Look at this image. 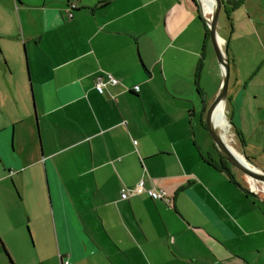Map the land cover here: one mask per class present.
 <instances>
[{"label":"crops","instance_id":"1","mask_svg":"<svg viewBox=\"0 0 264 264\" xmlns=\"http://www.w3.org/2000/svg\"><path fill=\"white\" fill-rule=\"evenodd\" d=\"M241 9L245 36L264 38L263 0ZM199 15L194 0H0V41L24 43L30 64L5 66L0 49V192L21 185L32 264H264V199L213 164L197 128L223 78ZM233 25L226 108L264 161V120L258 142L247 129L264 114V76L247 81L264 61L243 72ZM103 71L119 83L100 93ZM141 179L168 198L122 197Z\"/></svg>","mask_w":264,"mask_h":264},{"label":"rangeland","instance_id":"2","mask_svg":"<svg viewBox=\"0 0 264 264\" xmlns=\"http://www.w3.org/2000/svg\"><path fill=\"white\" fill-rule=\"evenodd\" d=\"M251 1L256 2V0H251ZM263 3H264V0H263ZM242 10L243 9L239 11L240 12L239 14H241L242 17L235 19L234 15H232L231 17L233 18V20H229L228 14L225 12V10H222V12L219 15L217 30L219 31L221 35H224L226 37V45H227V43H230V37H231L230 26H231V23L234 22L233 27L234 26L236 27V30H237L236 34L240 33L242 35V37L235 36L234 38L235 39L243 38V46L246 45L244 47V51H243V55L241 57L240 63H241L243 72L247 74L251 70V67L253 65H255L256 63H259L262 60L264 61V46H263L264 38L260 39L256 35L245 36V33L249 32L250 29L246 25L241 24L242 23L241 19H244V16L248 18V12H245ZM250 12L253 13L252 9H250ZM239 22H240V25L238 24ZM12 33L13 35L17 34L16 28L12 29ZM233 43L234 41L231 42V48L233 46ZM11 44L13 43H10L8 41L6 42L4 40L0 41V49L6 56L5 66H9L16 70H18V68H21L22 70H24L25 75L27 73V75L30 76L29 74L30 64L27 58V48L25 44L21 43V45H19L17 49L18 53L11 52L10 50ZM209 44H210L209 45L210 48L214 50L212 39L210 36H209ZM12 48L15 50L14 45L12 46ZM228 49H229V55L231 58L230 45ZM246 49L247 51H245ZM214 53L216 54V52ZM7 73L9 74V71ZM248 75L249 76L247 77V81H251L254 78L260 79L262 76H264V63H263V66L261 64L259 68L254 69ZM209 76H210L211 84L214 85L216 82V77H215L216 71L213 70V73H210ZM230 82H233L231 75L229 78L228 87H230ZM203 95L206 96V92H204ZM212 102H210V104ZM230 110L232 111V113H234V107L232 108L230 106ZM228 112H229V109H227L225 106V115L227 116L228 121L233 120V122L235 123L233 115L232 116L229 115ZM202 113L199 112L197 117L200 120L203 116V121L205 123L204 115ZM262 115L264 114H258V113L254 114L252 117V120L251 119L249 120L250 125L248 126L247 129L250 132L255 131V136H253L254 138L252 139V141L258 142V138H259L258 136L261 130L260 128H263L261 121L264 120V118H262ZM251 121H253L254 123H251ZM204 123L203 125H201V123L198 121L199 125L197 128L198 130H203L205 144L206 143L208 145L213 144L214 140L211 137L206 126H204L205 125ZM235 125L237 124L235 123ZM225 128H223V130L227 131L229 127L227 126ZM235 131L236 130L233 128V131H232L233 135H232V132L229 129V136L231 138L232 145L238 150H240L241 152H244L257 166H260L261 168L264 169V161H263V158H261L262 155L254 156L252 154V153H255L254 151L247 150L246 146H243L242 143L240 142V139L236 135ZM203 136L199 137V141H202ZM234 171L239 178H242L245 180L246 184L250 183V182L248 183L247 177L240 170L234 168ZM9 182L12 185H9ZM9 182L7 183L3 193L1 194L0 192V232H3V235H4V236H0V264H32L35 261H37V250H36L37 247H36L35 239L33 236L32 226H31V223H29V215H27L23 209V201L21 198L22 188L20 184H16V183L14 184L11 180ZM259 186L261 185L259 184ZM259 193L264 199V193L261 191ZM16 228H18V230H15ZM4 246L6 247V249L4 248ZM6 250L11 254L13 261H11L8 258Z\"/></svg>","mask_w":264,"mask_h":264},{"label":"water","instance_id":"3","mask_svg":"<svg viewBox=\"0 0 264 264\" xmlns=\"http://www.w3.org/2000/svg\"><path fill=\"white\" fill-rule=\"evenodd\" d=\"M194 1L199 7V11L201 12L202 18L207 23L210 37L212 39V44L216 52L218 61L220 63L221 70H222V76H223L221 88L216 98L211 104L209 105L206 104L203 108L205 126L208 129L211 137L213 138L215 145L217 146L219 151L222 153V155L228 162H230L232 165L238 168L246 176L252 179H255L257 181H260V182L264 181V170L256 166L254 162L248 156L244 154L243 155H244L246 162L241 160L231 150L230 146L226 142L225 133L222 132L220 129H218L216 124L213 122V114H214L216 107L219 105V103L222 100H225V103H226L227 94H228L229 77H230V60L228 57L227 46L224 47V49H222L221 45L219 44V38H218L221 36L217 30L219 15L223 9V1L215 0L216 7L211 16V20H209V18L206 16V14L203 11L202 1L201 0H194Z\"/></svg>","mask_w":264,"mask_h":264},{"label":"built area","instance_id":"4","mask_svg":"<svg viewBox=\"0 0 264 264\" xmlns=\"http://www.w3.org/2000/svg\"><path fill=\"white\" fill-rule=\"evenodd\" d=\"M69 7L71 8L70 16H73V10L76 7V4L72 3ZM117 83H119L118 78H116L109 72L103 71V73L99 74L96 78V89L98 90V92L104 93L108 84ZM135 89L139 90L138 87ZM138 193H148V195L153 199L164 200L168 198V194L166 191L148 187L146 179H141L134 189L126 190L121 195L124 198H128L130 195Z\"/></svg>","mask_w":264,"mask_h":264},{"label":"bare ground","instance_id":"5","mask_svg":"<svg viewBox=\"0 0 264 264\" xmlns=\"http://www.w3.org/2000/svg\"><path fill=\"white\" fill-rule=\"evenodd\" d=\"M202 1V5L204 8V13L206 14V16L209 18V20H211V16L215 10L216 7V1L215 0H201ZM219 38V44L221 45L222 49H224L225 47V40L222 37H218ZM213 122L216 124L217 128L220 129L222 132L223 128L227 127L229 125L228 121L225 119V100H222L219 105L216 107L214 114H213ZM227 129V128H225ZM229 130L225 133V138H226V142L228 143V145L230 146L231 150L243 161L246 162L244 155L239 152L231 143V140L229 139ZM248 179V176H246ZM262 183V190L260 189H254L252 186V190L255 192H263L264 193V181H261Z\"/></svg>","mask_w":264,"mask_h":264},{"label":"trees","instance_id":"6","mask_svg":"<svg viewBox=\"0 0 264 264\" xmlns=\"http://www.w3.org/2000/svg\"><path fill=\"white\" fill-rule=\"evenodd\" d=\"M244 1L245 0H229V4L231 5V11L230 12H228L229 14H231V12L232 11H234L236 8H238L242 3H244ZM200 16V15H199ZM201 17V16H200ZM229 20H231V17L229 18ZM207 29H208V27H207ZM208 32H209V30H208ZM238 132V135L240 136V138H241V140L243 141V135H242V133L240 132V131H237ZM213 144H214V149L218 152V159H219V161L217 162V161H211V160H209L208 158H207V160L210 162V163H212V162H214L213 164H215L216 166H218L217 164H219L220 165V167L223 169V170H226L230 175H231V177H233L234 175H233V173H231L232 171H230V167H229V165L230 166H232L225 158H224V156L220 153V151L218 150V148L216 147V145H215V143H214V141H213ZM222 160V161H221ZM6 253L9 255V252L6 250Z\"/></svg>","mask_w":264,"mask_h":264},{"label":"flooded vegetation","instance_id":"7","mask_svg":"<svg viewBox=\"0 0 264 264\" xmlns=\"http://www.w3.org/2000/svg\"><path fill=\"white\" fill-rule=\"evenodd\" d=\"M223 1V0H222ZM237 9V8H236ZM235 9V10H236ZM222 10H225V12L228 14V18H230L231 16H232V12H231V14H229L228 12H230L231 11V5H230V7H228V5L227 4H225V2L223 1V9ZM231 20H232V17H231ZM226 42V41H225ZM230 78V77H229ZM229 85V84H228ZM227 104V101H226V103H225V106H227L226 105ZM226 116V115H225ZM226 119H227V116H226ZM228 120V119H227ZM229 122V129H230V131L232 132L233 131V128L236 130L235 132H236V135L239 137V139H240V142L242 143V145L243 146H246V142H245V138H244V133H243V131L237 126V125H235V123L233 122V121H228ZM203 123H204V121H203ZM205 124V123H204ZM231 125H232V127H231ZM237 131H240L241 133H242V135H243V141L241 140V138H240V136L238 135V132ZM232 135H233V132H232ZM217 147V146H216ZM237 149V148H236ZM219 150V149H218ZM238 150V149H237ZM239 152H241L240 150H238ZM221 153V152H220ZM242 154H244V155H246L244 152H241ZM222 154V153H221ZM247 156V155H246ZM222 161V160H221ZM230 163V162H229ZM231 164V163H230ZM255 164V163H254ZM232 165V164H231ZM256 165V164H255ZM257 166V165H256ZM229 167H230V169H232L233 171H234V168H236L234 165H232V166H230L229 165ZM259 168H261L260 166H258ZM236 169H238V168H236ZM231 170V171H232ZM239 170V169H238ZM264 170V169H263ZM243 173V172H242ZM244 174V173H243ZM245 175V174H244ZM246 176V175H245ZM248 181V180H247ZM248 183H249V181H248ZM248 186H249V189H250V191L251 192H253V193H255V194H257V195H260L261 196V194L259 193V192H255V191H253L252 190V188H251V186H250V183L248 184Z\"/></svg>","mask_w":264,"mask_h":264}]
</instances>
